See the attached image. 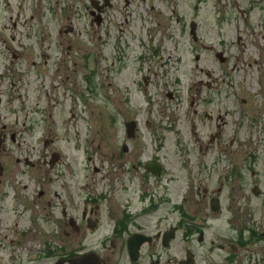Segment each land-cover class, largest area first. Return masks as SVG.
Returning <instances> with one entry per match:
<instances>
[{
    "label": "rangeland",
    "instance_id": "rangeland-1",
    "mask_svg": "<svg viewBox=\"0 0 264 264\" xmlns=\"http://www.w3.org/2000/svg\"><path fill=\"white\" fill-rule=\"evenodd\" d=\"M111 1L104 25L109 41L102 50V29L87 11L93 9L89 0H0V131L6 127L5 148L0 147V264H50L64 255L97 251V233L87 231L84 239L68 237L65 220H53L49 214L52 210L61 217L64 206L69 208L68 186L78 185L77 173L83 184L87 182L84 191L96 197L101 209V203L115 200L100 177L112 169L108 160L125 136L123 123L134 118L135 134L142 141H147L151 127H166L162 156L167 167L177 168V182L169 185V193L173 200L187 196L190 213L185 219L204 233L203 238L193 234L181 240L194 253L196 264L221 263L226 252L214 246L211 252V241L233 242L241 233L251 235L253 242L237 251L232 264H264V0H130L129 6L125 0ZM147 27L155 35L149 42L153 48L162 39V52L155 54L149 71H143L147 65L139 60L119 63L117 35ZM100 50L104 60L99 64ZM68 58L72 60L67 63ZM61 61L70 68L82 61L88 66L87 86H82L86 104L78 100L72 110L69 93L57 85ZM145 76L150 77L146 84ZM169 91L177 100H168ZM205 97L211 101L204 103ZM197 98L200 104L191 105ZM162 110L167 111L163 119ZM203 113L213 114L214 120ZM80 115L87 153L75 150L65 138L68 123ZM216 123L221 124V139L202 154L193 137L205 146L204 138L219 130ZM13 134L18 137L15 143ZM44 134L58 138L48 145L60 156L51 183L44 181V169L28 167L27 174H21L19 168L25 169L15 163L18 148L36 154ZM177 137L181 143L175 142ZM149 155L150 149L145 157ZM39 188L60 194L52 198L55 208L36 199ZM205 189L207 205L194 207L204 199ZM211 196L219 200L217 211L209 208ZM170 210L165 207L156 214L173 217L164 226L174 222ZM48 248L55 258L46 259ZM32 258L36 261L30 262Z\"/></svg>",
    "mask_w": 264,
    "mask_h": 264
},
{
    "label": "flooded vegetation",
    "instance_id": "flooded-vegetation-1",
    "mask_svg": "<svg viewBox=\"0 0 264 264\" xmlns=\"http://www.w3.org/2000/svg\"><path fill=\"white\" fill-rule=\"evenodd\" d=\"M91 1L97 7V10H94ZM89 3L93 9L87 11L92 16V21L96 19L99 21L97 26L102 29L100 36H103L100 38V46L104 50L109 41L104 28L105 13L114 4L111 0H89ZM130 3V0H125L126 5L129 6ZM143 33H145L144 36ZM153 34V29L147 27L146 29L142 28L138 32L136 30L134 32H128L127 35H117L115 54L119 63L125 65L126 60H139L142 62L141 66H143V63H146L147 66L142 69L144 72H148L150 68L148 65L152 62L155 54L162 52L160 44L162 39L158 41L155 48L149 44L155 38ZM145 37H149L150 40L145 39ZM102 50L98 54L99 64L104 60V51ZM71 60L72 58H68L67 63ZM63 64L64 62L61 61L56 69V73L61 72V75H56V78H60L57 80V85L59 87L64 86L65 93H69L72 102L70 109L72 110V107L76 106L78 100H80L81 106L86 104L83 95L84 87L82 86H84V83L87 86L88 66L84 61H82L80 66L78 65L75 68H70L68 65ZM74 72L79 73V77L73 76ZM143 80L146 84V80L148 82L150 77L145 76ZM44 83L42 80L41 85L43 88L45 87ZM49 86L51 87V85ZM144 91L147 92V89H144ZM166 96L169 101L176 99L172 91H169ZM210 98H203V102L211 101ZM200 100L202 99H191L190 104L199 105ZM161 106L163 107V104ZM35 110L44 112L40 108H36ZM166 112V110L160 111L159 115L161 119L167 117ZM193 112L197 114L196 109H193ZM203 114L212 121L215 118L213 114ZM78 121H82L81 115L77 119L70 120L65 129V138L73 144L75 150L87 153L88 137L85 135L82 125L78 124ZM132 122H134L133 126L128 128L127 125ZM137 124L138 120L135 118L123 123L125 136L116 144L113 159L108 160L112 169L110 170L108 168L107 172H103L100 177L101 181H107L103 186L107 188L106 192L109 188V193H113L115 200H109L105 205L101 203L103 207L101 209L100 205L96 203V197L94 195L88 196L84 191L87 182L83 184L82 176H78L77 173L78 185L73 186L76 190H71L73 188L72 185L68 186L70 188L68 195L69 208L64 206L61 210V217L55 214L56 211L51 210L49 214V218L53 220H65L64 222L69 227V232H66L68 237L84 239L86 238L87 231L97 233L99 238L97 251L87 250L75 252L69 256L64 255L50 264H55L58 261L60 262L59 264H70L68 262L70 257L90 251L96 253L101 264H169L171 261L169 259L170 257H168L169 255L172 256L174 264H196L194 253L190 249L185 248L181 240L188 239L193 234H200L199 236L203 238L204 233L200 227L191 224L193 221L187 222L185 219V213H190V201L187 196L180 194V196L178 195V199L173 200L169 193V185L177 182V168L170 169L167 167L165 159L162 156L167 149L166 127L163 124L154 129L151 127L149 131L150 135L146 137L147 141H142L141 139L143 138L135 134ZM216 128L219 130L209 133L204 138L206 141L205 146L201 138V141H198L193 137L195 144H198L197 147L202 154H207L209 146L221 139V124L216 123ZM5 130L6 127L4 126L0 131V147L6 141ZM47 136L44 134L38 138L39 140H43V146L37 150L36 154H32L27 149L18 148L20 155L15 158V163L18 166H23L22 168L25 169L20 170L19 168L18 172L21 174H27L26 168L28 167L37 166L40 169H44L46 172L44 181L51 183L53 177L50 175L53 170H58L60 156L58 153L48 150V145L55 143L58 138L56 137V140L47 139ZM10 139L13 143L18 141V137L15 134L11 135ZM175 139V142H182L179 137ZM143 142H147V145ZM148 149H150V155L145 157ZM202 154L199 155L202 156ZM88 160L90 161L91 159L88 158ZM202 166H207V164ZM207 168L208 174L206 175L210 176L211 167ZM3 171V166L0 163V177L3 175ZM74 173L69 174V177ZM223 174L226 175L225 172ZM85 180H87L86 175ZM227 180L228 178H225L223 182ZM8 181L9 179H6V182ZM222 185L223 183L220 186L222 187ZM203 193L201 197L204 199L201 198L198 202L193 203L194 207H205L207 205L205 200L207 189ZM59 197L60 194L56 190L51 193L49 191L46 192L43 188H39L36 199L46 200L47 207L55 208V205L52 203V198L59 199ZM214 198L216 196L210 197L208 202L209 208ZM165 207H170V214L174 215L175 218L174 222L167 226H164V223L173 217L156 215ZM193 216H195V213H193ZM262 238L264 239V234H262ZM252 240L251 235H243L242 233L233 239V242L226 241L221 244H214L212 240L210 246L211 252L214 250V247L221 252H226L221 258V263L213 264H232V261H235L234 257L237 251L241 247H247L246 245L252 243ZM35 251L32 253H35ZM188 253L189 257L187 256ZM45 254L49 255L46 259L50 260L51 258H55V251H50V248H48ZM32 255L35 256V254ZM29 260L30 262L36 261L33 258Z\"/></svg>",
    "mask_w": 264,
    "mask_h": 264
},
{
    "label": "water",
    "instance_id": "water-1",
    "mask_svg": "<svg viewBox=\"0 0 264 264\" xmlns=\"http://www.w3.org/2000/svg\"><path fill=\"white\" fill-rule=\"evenodd\" d=\"M92 6L97 9V7L94 5V3L91 1ZM96 23H99V21L96 19ZM190 34L192 35L194 41H196V37H195V24L191 23L190 25ZM217 56L219 57L220 61H224L221 53H218ZM128 128H130L131 126H133V123L128 124L127 125ZM254 193H257V189L253 190ZM218 199H212L211 203H210V207L212 210H217L218 209ZM188 257H189V253H188ZM68 262L70 264H100V261L97 257V255L93 252H88L82 255H78L75 257H72L68 260ZM60 262H57L56 264H59Z\"/></svg>",
    "mask_w": 264,
    "mask_h": 264
}]
</instances>
